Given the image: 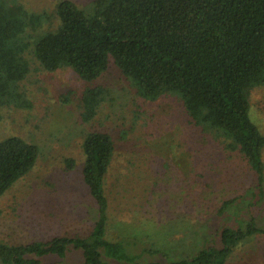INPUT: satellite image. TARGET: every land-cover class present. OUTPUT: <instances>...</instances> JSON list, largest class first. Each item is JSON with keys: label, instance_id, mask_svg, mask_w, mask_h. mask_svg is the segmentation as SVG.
<instances>
[{"label": "trees", "instance_id": "16d2710c", "mask_svg": "<svg viewBox=\"0 0 264 264\" xmlns=\"http://www.w3.org/2000/svg\"><path fill=\"white\" fill-rule=\"evenodd\" d=\"M56 26L41 34L44 22ZM29 54L43 70L68 68L79 79L97 80L113 63L146 100L169 94L182 101L188 121L221 137L255 172L264 197V135L249 116V92L264 85V0H92L85 7L60 0L52 13H33L0 0V110L30 108L21 87L31 71ZM109 91L86 87L80 118L91 123ZM82 181L98 216L85 237L53 236L25 244L0 240V264H40L49 255L64 256L68 246L81 252L83 264H142V253L108 238L106 176L114 157L112 136L87 133L81 142ZM36 144L16 135L0 140V196L36 164ZM236 202L225 201L223 212ZM264 235L254 221L224 228L220 246H206L190 257L146 264H226L247 238Z\"/></svg>", "mask_w": 264, "mask_h": 264}, {"label": "rangeland", "instance_id": "374dc122", "mask_svg": "<svg viewBox=\"0 0 264 264\" xmlns=\"http://www.w3.org/2000/svg\"><path fill=\"white\" fill-rule=\"evenodd\" d=\"M33 13H52L60 0H6ZM85 8L92 0H71ZM44 22L37 34L56 26ZM31 71L21 84L30 108L0 110V140L16 135L34 143L39 156L32 170L0 196V240L25 244L53 236L85 237L98 216L82 181L83 137L109 133L115 144L106 176L108 238L142 253L140 261L190 257L206 246H220L224 228L254 221L264 228V197L257 175L221 137L190 123L181 99L169 94L143 99L111 63L94 82L70 69L48 72L29 54ZM102 85L109 94L95 119L83 123L81 96ZM251 120L264 135V85L249 92ZM264 165V148L262 151ZM263 182L260 184L264 189ZM236 198L222 213L225 201ZM40 264H83L68 246L64 256ZM226 264H264V235L247 238Z\"/></svg>", "mask_w": 264, "mask_h": 264}]
</instances>
